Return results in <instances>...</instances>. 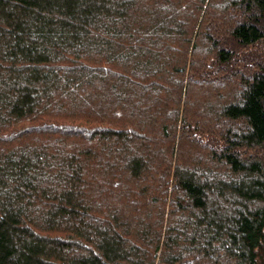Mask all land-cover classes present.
<instances>
[{"label": "trees", "instance_id": "1", "mask_svg": "<svg viewBox=\"0 0 264 264\" xmlns=\"http://www.w3.org/2000/svg\"><path fill=\"white\" fill-rule=\"evenodd\" d=\"M0 264H264V0H0Z\"/></svg>", "mask_w": 264, "mask_h": 264}]
</instances>
